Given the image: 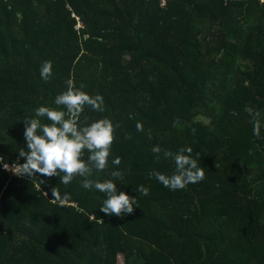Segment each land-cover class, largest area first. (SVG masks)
<instances>
[{
    "label": "trees",
    "instance_id": "16d2710c",
    "mask_svg": "<svg viewBox=\"0 0 264 264\" xmlns=\"http://www.w3.org/2000/svg\"><path fill=\"white\" fill-rule=\"evenodd\" d=\"M44 61L53 64L47 82ZM69 78L104 97L103 111L85 107L81 126L118 125L108 168L91 178L137 197L131 214L101 212L104 194L79 176L63 185L3 168L26 162L23 118L57 108ZM257 111L264 125L263 0H0V264H264ZM157 146L161 156L191 147L205 179L164 187L150 174L175 165L157 162Z\"/></svg>",
    "mask_w": 264,
    "mask_h": 264
},
{
    "label": "clouds",
    "instance_id": "9594fccd",
    "mask_svg": "<svg viewBox=\"0 0 264 264\" xmlns=\"http://www.w3.org/2000/svg\"><path fill=\"white\" fill-rule=\"evenodd\" d=\"M53 73L51 61L41 64L40 76L45 82L49 81ZM66 91L55 97L57 108L39 106L34 110V116H25L24 138L27 148L18 151L20 158H25L23 164L16 162L11 166L3 164L6 171H11L20 177L37 178V175L45 177L58 176L59 183L69 185L77 176L81 177V187L88 191H98L104 194L100 211L108 216L123 217L131 214L137 207V197L130 196L124 191L118 190L113 179L100 181L92 179L94 174L103 172L109 166L111 145L114 142V131L118 125L107 118L99 119L81 126L80 117L85 107L94 111L104 110V97L97 94L90 96L88 93L75 87L74 81L69 78L66 81ZM62 108L63 110H58ZM260 112L253 114V134L261 135L262 121ZM131 118V117H130ZM48 121L47 123L43 122ZM179 121L174 122L178 124ZM136 129L144 131L141 122H137ZM195 134V129H193ZM149 138H151L149 134ZM125 139H132L127 135ZM88 153L87 159L83 158L84 152ZM157 162L161 158L174 162L175 169L171 175L158 171L150 175L169 190L176 191L186 188L189 184H195L205 179V168L200 167L197 160L192 157L191 147H181L178 151L164 150L161 156L159 146L153 148ZM3 159L0 158V162ZM115 166L121 164V158L112 159ZM110 176L123 180L120 171H112ZM43 182V181H42ZM134 191L139 195H148V189L140 185ZM53 200H60L57 195V187L52 188ZM65 193L63 198H67Z\"/></svg>",
    "mask_w": 264,
    "mask_h": 264
},
{
    "label": "built area",
    "instance_id": "2783aa9c",
    "mask_svg": "<svg viewBox=\"0 0 264 264\" xmlns=\"http://www.w3.org/2000/svg\"><path fill=\"white\" fill-rule=\"evenodd\" d=\"M158 1L160 2L161 6H163V7H167L168 4H169L171 1H174V0H158ZM263 1H264V0H263ZM75 17H76V16H75ZM9 165L11 166L12 164H9ZM8 172L14 174V173L11 172V171H8ZM14 175H15V174H14Z\"/></svg>",
    "mask_w": 264,
    "mask_h": 264
},
{
    "label": "rangeland",
    "instance_id": "374dc122",
    "mask_svg": "<svg viewBox=\"0 0 264 264\" xmlns=\"http://www.w3.org/2000/svg\"><path fill=\"white\" fill-rule=\"evenodd\" d=\"M119 263L120 264H123L124 263V260H123V257L122 256H120V258H119Z\"/></svg>",
    "mask_w": 264,
    "mask_h": 264
}]
</instances>
